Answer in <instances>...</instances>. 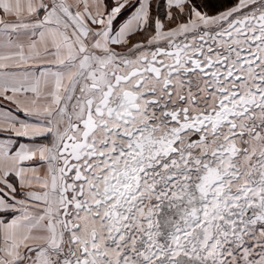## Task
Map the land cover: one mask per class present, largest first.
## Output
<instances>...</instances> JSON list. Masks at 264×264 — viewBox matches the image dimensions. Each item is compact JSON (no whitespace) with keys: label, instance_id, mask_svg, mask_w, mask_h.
<instances>
[{"label":"snow or ice","instance_id":"snow-or-ice-1","mask_svg":"<svg viewBox=\"0 0 264 264\" xmlns=\"http://www.w3.org/2000/svg\"><path fill=\"white\" fill-rule=\"evenodd\" d=\"M0 264H264V0H0Z\"/></svg>","mask_w":264,"mask_h":264}]
</instances>
